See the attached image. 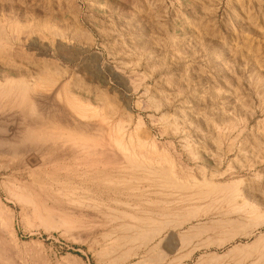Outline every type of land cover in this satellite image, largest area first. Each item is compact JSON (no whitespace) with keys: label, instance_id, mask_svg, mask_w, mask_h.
I'll return each mask as SVG.
<instances>
[{"label":"rangeland","instance_id":"obj_1","mask_svg":"<svg viewBox=\"0 0 264 264\" xmlns=\"http://www.w3.org/2000/svg\"><path fill=\"white\" fill-rule=\"evenodd\" d=\"M0 38V84L28 86L30 102L0 96L14 160L0 164L1 215L14 213L0 264H160L196 227L202 253L264 264V224H231L264 222V0H0ZM123 149L184 182L233 186L218 200L161 192Z\"/></svg>","mask_w":264,"mask_h":264},{"label":"bare ground","instance_id":"obj_2","mask_svg":"<svg viewBox=\"0 0 264 264\" xmlns=\"http://www.w3.org/2000/svg\"><path fill=\"white\" fill-rule=\"evenodd\" d=\"M13 29V28H12ZM1 39V38H0ZM2 43V42H1ZM0 43V48L2 47ZM3 48V47H2ZM40 69V68H39ZM44 70H42L43 72ZM30 89V88H29ZM28 90V86L20 83V84H15L14 83H8V84H0V96H5L9 99H14V101L17 102V104H19V106L23 107L25 111H28L29 106H30V102L26 96ZM29 95V93H28ZM12 102V101H11ZM34 102V101H33ZM3 103V102H2ZM41 104V103H40ZM1 105V104H0ZM72 107L75 111L78 112H82L83 110L81 109V107H77V105L72 103ZM56 108V107H55ZM16 109V108H15ZM22 109V111H24ZM86 110V108H85ZM84 110V111H85ZM9 111V110H8ZM11 111V110H10ZM18 111V110H17ZM24 111V113H25ZM16 112V111H15ZM57 112V111H56ZM27 113V112H26ZM67 113V112H66ZM60 114V113H59ZM19 115V114H18ZM27 116V115H26ZM63 116V115H62ZM25 117V116H24ZM61 117V116H60ZM85 117V116H84ZM58 118V117H57ZM27 119V118H26ZM67 119V118H66ZM25 120V119H24ZM65 120V119H64ZM28 121V119H27ZM34 121V120H33ZM31 122V121H30ZM24 123V122H23ZM22 123V124H23ZM28 123V122H27ZM25 123V124H27ZM34 124V123H32ZM31 124V125H32ZM28 126V125H27ZM34 129L35 128V125ZM46 124H44L43 122H39V128H46ZM37 127V126H36ZM48 127V126H47ZM32 129V128H31ZM30 129V130H31ZM37 130V129H36ZM32 132V131H31ZM41 132V131H40ZM5 141V140H3ZM7 142V141H6ZM119 146L122 145V142L119 141ZM124 145V144H123ZM25 146V145H24ZM5 149V148H4ZM20 149V148H19ZM0 149V164L3 165L1 169H5L3 167L6 166V164H4V160H6L7 158L9 159V155H6L5 152H3V150ZM24 150V148H23ZM22 150V151H23ZM125 158L127 159L129 165H130V169L133 171H143L145 172L148 176H152L155 180H153L154 186L159 188L161 192L164 193H174V192H178V193H183V192H187L186 195V200H193V199H197L198 200H214L216 198V200H218V196H220V194H224L225 192H229L228 190H230L232 188L233 185H219V184H214L210 181H196V180H191V181H182L180 180L175 173L173 172V170L171 168L165 169L162 167H151V166H146V164L144 163L145 160L143 158H139L138 156H136L134 153L129 152L128 150H125ZM9 152V151H8ZM21 152V151H20ZM29 152V151H28ZM22 153V152H21ZM16 154V153H15ZM14 154V155H15ZM32 155V154H31ZM16 156V155H15ZM14 156V158H15ZM22 156V155H20ZM29 156V155H27ZM7 159V160H8ZM12 159V157L10 158ZM9 159V160H10ZM16 159V158H15ZM8 160V161H9ZM13 160V159H12ZM11 160V161H12ZM14 161V160H13ZM7 162V161H5ZM10 162V161H9ZM3 163V164H2ZM8 163V162H7ZM13 164V163H12ZM9 165V166H13V165ZM5 165V166H4ZM1 167V166H0ZM6 170V169H5ZM17 172V171H16ZM135 177L137 175H134ZM11 178H13L11 176ZM125 178V177H124ZM152 178V179H153ZM151 179V180H152ZM15 181V180H14ZM13 181V182H14ZM108 181V180H107ZM111 181V180H110ZM133 181V180H132ZM132 181H122V182H118V181H113L111 182L110 185H114V186H120V187H128L129 189L135 188L134 183H132ZM10 182V181H9ZM17 183V181H15ZM109 182V181H108ZM8 183V182H7ZM6 183V184H7ZM11 183V182H10ZM20 184V183H19ZM136 184H138V182H136ZM10 185V184H9ZM15 185V184H14ZM18 186V185H17ZM19 187V186H18ZM23 187V186H22ZM141 189V188H140ZM26 190V189H24ZM6 192L8 194V196L10 197V200H14L15 201V205L16 203H20V204H24V205H32L31 200L26 197L24 194H21L18 192L17 188L11 187V186H6ZM183 196V195H182ZM189 202V201H188ZM214 202V201H213ZM13 203V202H12ZM167 203V202H166ZM166 206V205H165ZM24 207V206H23ZM30 207V206H29ZM33 207V206H32ZM22 208V207H21ZM4 208L0 207V236L2 237L4 235V233L2 232H7L5 233V235H14V213L11 215V217H6V215H4L5 217H2L4 213L1 212ZM28 209V208H27ZM188 211V210H187ZM191 211V209H190ZM188 211V212H190ZM194 213V210H192ZM183 215V214H182ZM190 215V214H189ZM181 216V215H179ZM186 215L184 214L185 217ZM260 214L255 211L253 212V220L251 222H249L248 224H241L238 221L235 222H231V224H236L235 228H237V230H243V232H245L249 227L254 226H260L263 225L264 222L260 221L259 219ZM182 217H177L176 219H180ZM195 218V216H193ZM168 218V217H167ZM175 218V217H174ZM163 220V218L161 219V221ZM166 220V218L164 219V221ZM149 221V220H148ZM155 221V220H153ZM228 221V220H226ZM163 222V221H162ZM167 222V221H166ZM170 222V221H169ZM186 222V221H185ZM242 222V221H241ZM180 224V223H179ZM182 225V224H181ZM244 225V226H243ZM156 226V225H155ZM154 227V226H153ZM136 229V234L134 236L129 237V241L131 242H136V241H142L143 246L146 245V240L148 239H153L154 237L158 236L160 234V232L162 231V229H164L163 227H156L153 229H149V231H145V230H140L139 228H135ZM203 228L202 227H196L194 228L191 233V235H182L180 237L181 243L183 244H188L192 238V235H198L202 232ZM229 235V234H228ZM232 235V234H231ZM11 236V237H12ZM9 238V237H8ZM126 239V238H125ZM128 239V238H127ZM124 240V238H123ZM256 242V241H255ZM3 243V242H2ZM261 243L262 245H264V235H262L261 237H259V239L257 240V242L255 243L256 249L258 247L257 244ZM142 246V245H141ZM157 250V249H156ZM157 254V255H156ZM154 255H156V261H162L165 257L166 254H164L163 252L161 253H156Z\"/></svg>","mask_w":264,"mask_h":264},{"label":"crops","instance_id":"obj_3","mask_svg":"<svg viewBox=\"0 0 264 264\" xmlns=\"http://www.w3.org/2000/svg\"><path fill=\"white\" fill-rule=\"evenodd\" d=\"M192 232L193 231L184 235H191ZM200 234L192 235L188 244H182L179 242L178 238H176V240H174V249L169 248L168 250L162 251L166 253V257L160 264H226L225 255L220 254L217 251H214L213 253H202L199 249L200 240H194L191 243L193 238H196ZM180 243L184 246L191 244L189 247H182Z\"/></svg>","mask_w":264,"mask_h":264}]
</instances>
